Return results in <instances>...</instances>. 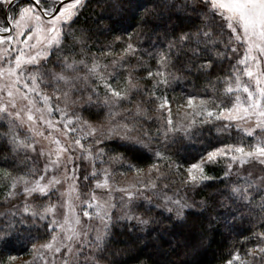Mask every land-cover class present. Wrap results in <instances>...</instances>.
Segmentation results:
<instances>
[{
  "label": "snow or ice",
  "instance_id": "1",
  "mask_svg": "<svg viewBox=\"0 0 264 264\" xmlns=\"http://www.w3.org/2000/svg\"><path fill=\"white\" fill-rule=\"evenodd\" d=\"M88 3L0 0V248L27 241L31 264H114L113 229L123 221L130 231L171 221L183 229L176 246L187 248L247 216L261 231L224 264H264V0H120L143 13L112 40L110 15H98L95 29L77 25ZM194 74L207 81L205 95L177 105L187 110L177 122L166 93ZM206 128L233 142L209 141L181 163L173 148ZM222 162V175L209 176ZM120 169L131 183L120 186Z\"/></svg>",
  "mask_w": 264,
  "mask_h": 264
},
{
  "label": "trees",
  "instance_id": "2",
  "mask_svg": "<svg viewBox=\"0 0 264 264\" xmlns=\"http://www.w3.org/2000/svg\"><path fill=\"white\" fill-rule=\"evenodd\" d=\"M134 3H143L144 0H133ZM113 4H116L115 8H108L98 6L97 0H89L87 7L83 10L82 15L77 21V25H82L87 22L95 29L96 25L93 21L98 15L112 17V26L118 29L112 36H108V40H112L114 35H120L121 29L127 28L128 32L136 29L143 10L125 12L123 8L119 7L120 0H112ZM108 22L103 21L102 24L106 25ZM130 26V27H129ZM148 27H152L151 24ZM167 27H171L168 25ZM164 28H157L158 33H162ZM127 34L125 33V36ZM105 37L101 36L100 41L104 42ZM155 39V37H153ZM120 44L116 43L114 47L117 52L119 51ZM222 70H214L212 75H220ZM207 81L203 76L191 75L186 78L176 81L172 88L166 93L171 105L174 103H180L186 99L188 95L204 96L205 86ZM211 94V91L208 93ZM184 98V99H182ZM155 115V114H154ZM151 130L155 131V125L151 126ZM212 141L213 144H217L219 141L224 143H231L233 140H229L227 134L217 137L215 131L211 135L208 134L207 128L203 137L194 138L191 141H185L182 144H177L173 151L178 153V157L182 158L181 163L184 160L188 162H194L209 146L208 142ZM4 147L0 144V150ZM117 151H123V149H117ZM174 156L173 159H177ZM142 167L146 164H141ZM224 170L223 162L217 166H209L208 174L211 177H219ZM213 187H223L216 180L211 181ZM213 187L202 189L196 196L197 201L206 197L208 193L213 191ZM259 197H257V202ZM215 213H213L214 215ZM208 213L204 214L203 228L206 229ZM188 222L191 223L195 218L188 216ZM231 222V217H229ZM259 219H252L245 217L243 222L237 221L236 227L229 229L223 224L216 225V231L206 232V239L202 243H197L196 247H185L180 244L176 246L178 237L174 235L183 231L180 225L173 227V223L167 220H161L159 224H152L149 229L135 231L129 230V224L127 221H123L117 224L113 229L112 242L110 250L112 251V259L114 264H224V262L231 258V253L239 250L241 254L248 248L252 247V242H248L247 238L252 236L253 233L261 231L259 228ZM198 230L200 221H197ZM194 242L196 236L193 233L190 237ZM27 241L14 242L4 248H0V258H7L9 256H26L29 254L25 248ZM23 250V251H22Z\"/></svg>",
  "mask_w": 264,
  "mask_h": 264
},
{
  "label": "rangeland",
  "instance_id": "3",
  "mask_svg": "<svg viewBox=\"0 0 264 264\" xmlns=\"http://www.w3.org/2000/svg\"><path fill=\"white\" fill-rule=\"evenodd\" d=\"M2 16H3V13L0 12V17H2ZM182 103H186V99L180 103H174V105H170L173 117L177 122H181L184 120L185 111H187V110H180V111L177 110V105L182 104ZM164 115L166 117L167 112H165ZM5 127H6V125H5ZM249 139H251V138H249ZM45 143H47V142H45ZM144 167H146V166H144ZM119 172H123L124 175H122V176L119 175ZM116 179L120 182V186H123V185H125L127 183H131L133 181L134 174L131 172H128L127 169H120V170H118V173L116 175ZM74 196H75V194H73V202L78 205L79 201H75ZM2 198H3V187H2V183H0V200H2ZM64 211H65L64 208H61L59 210V214L57 217L58 219L63 220ZM116 211H117V214H119V209H117ZM81 215H82V213H81ZM13 257H15V258L11 261V264H25V262H28V264H31V262L33 260V256H32L31 252H29V254H27L26 256H13ZM56 264H60L59 259H57Z\"/></svg>",
  "mask_w": 264,
  "mask_h": 264
}]
</instances>
